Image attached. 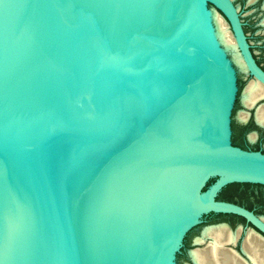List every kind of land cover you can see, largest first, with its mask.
<instances>
[{
  "label": "water",
  "instance_id": "obj_1",
  "mask_svg": "<svg viewBox=\"0 0 264 264\" xmlns=\"http://www.w3.org/2000/svg\"><path fill=\"white\" fill-rule=\"evenodd\" d=\"M235 66L264 84L234 0H0V264H176L212 213L264 232L218 199L264 184L232 142Z\"/></svg>",
  "mask_w": 264,
  "mask_h": 264
},
{
  "label": "rangeland",
  "instance_id": "obj_2",
  "mask_svg": "<svg viewBox=\"0 0 264 264\" xmlns=\"http://www.w3.org/2000/svg\"><path fill=\"white\" fill-rule=\"evenodd\" d=\"M234 3L238 7V10L241 14L242 21L244 22V28L247 32L248 40L251 44V50L255 60L259 63V66L264 70V0H234ZM229 58L233 59V53L228 52ZM237 70V82H238V95L237 100L234 105L232 112V119L234 120V139L238 142H246L248 138L244 136L240 129L238 128L237 116L238 112L241 110H246L241 103V93L249 85V83L254 79L246 71H242L239 67L235 66ZM253 82V81H252ZM251 82V83H252ZM250 83V84H251ZM264 104V97L261 98L257 105ZM250 130H259L256 125H253ZM233 135V133H232ZM252 146H262L264 147V138L259 140L255 139L250 143ZM218 176H214L210 179L205 190L209 188L216 180ZM225 188V187H224ZM224 188L218 193L228 194L232 196L237 201L243 203H248L257 208L260 213L264 214V184L258 183H248V182H234L229 184V186L224 190ZM231 213H223L221 216H210L208 222H202L192 228L184 238L183 246L186 247L185 253L179 251L177 253L176 264H186L189 262L187 251L190 248H204L205 245H208V242H202L196 246H193V240L196 236H199L203 230V227L207 224L213 223L215 221H229L234 227L238 224H244V220L241 217L234 215H229ZM211 215V214H209ZM209 215L205 216L206 219ZM217 217V219H216Z\"/></svg>",
  "mask_w": 264,
  "mask_h": 264
},
{
  "label": "bare ground",
  "instance_id": "obj_3",
  "mask_svg": "<svg viewBox=\"0 0 264 264\" xmlns=\"http://www.w3.org/2000/svg\"><path fill=\"white\" fill-rule=\"evenodd\" d=\"M213 17L217 25L220 42L225 45L226 49L233 53V58L240 68L246 70L243 58L237 47L236 39L228 22L217 12L213 13ZM252 81V83L250 82L251 84L249 83L246 87L244 93V103L248 107L254 106L257 101L264 97V84L255 79ZM248 113V111H242L240 113L242 114L241 117L243 120L248 119ZM256 119L259 123L264 124L263 104L258 107ZM207 238H209L207 246L205 245L204 248H199L193 251V257L196 264H236L234 257L224 248L226 242L234 240L232 233L227 231L225 225L207 227L203 232V236L197 238V242L202 243ZM247 240L250 247H257V240L251 238V235H249Z\"/></svg>",
  "mask_w": 264,
  "mask_h": 264
},
{
  "label": "flooded vegetation",
  "instance_id": "obj_4",
  "mask_svg": "<svg viewBox=\"0 0 264 264\" xmlns=\"http://www.w3.org/2000/svg\"><path fill=\"white\" fill-rule=\"evenodd\" d=\"M257 64L259 65L258 62H257ZM242 111H246V110H241L240 112H238V116H237V122L239 123L238 128L240 129L241 133L244 136H246V138H248V140L246 142H244V141L238 142L234 139V120L232 119V131H233L232 142L235 145H237L243 149L261 151L262 153H264V147H262L260 145L259 146H252L250 144L256 138L259 140L264 138V124L260 125L261 123H259L258 120L256 119V116L254 113L255 110L251 111V115L248 116L247 120L242 119V117H241L242 114H240ZM253 125H256L259 128V130L258 131L257 130H250ZM228 186L229 185H227L224 188V190H226V188ZM261 196L264 198L263 195H261ZM218 199L231 201V202L237 203L239 205H242L245 208L251 210L258 217H260L261 219L264 220V214L260 213V211L257 208H255L253 205H250L248 203H243L241 201H237L236 199H234L232 196H230L228 194H222V195L219 194ZM220 214H223V213H212L206 219L204 218L205 217V215H204L203 216V222L204 221L208 222L210 220L209 217L212 215L213 216H221ZM229 215H234V214H229ZM236 216H238V215H236ZM238 217H241L244 220V224H238L237 226L234 227L231 223H229V221H215V222L207 224V225L219 226V225L224 224V223L227 224L226 225L227 231L232 233L234 240L226 242L224 245V248L226 249V251L228 253H230L234 257L236 264H264V232L259 230L251 222H248L244 217H242V216H238ZM216 219H217V217H216ZM207 225H205V226H207ZM204 227H203V229H204ZM201 235H202V232L199 236H196V237H201ZM249 235H251V238H254L255 240H257V243H258L257 247L256 246H253V247L249 246L248 240H247ZM208 241L209 240H207V242ZM184 244H186V242ZM185 251H186V247L183 246L181 253H185ZM188 258H189V256H188ZM189 260H190V258H189Z\"/></svg>",
  "mask_w": 264,
  "mask_h": 264
}]
</instances>
